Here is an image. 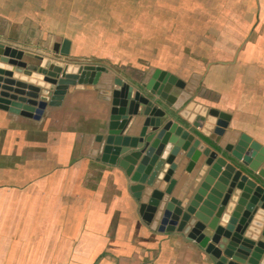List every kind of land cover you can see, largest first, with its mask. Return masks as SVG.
<instances>
[{
  "label": "crops",
  "instance_id": "crops-1",
  "mask_svg": "<svg viewBox=\"0 0 264 264\" xmlns=\"http://www.w3.org/2000/svg\"><path fill=\"white\" fill-rule=\"evenodd\" d=\"M73 1L62 8L58 0H0L1 42L43 55L56 50L71 62L109 70L88 73L85 84L70 87L61 105L47 107L40 120L0 110V264H215L180 232H158L157 223L145 224L140 203L153 188L146 187L138 202L133 193L139 189L128 177L130 163L112 168L101 162L97 136L110 117L115 78L153 90L178 79L189 101L217 110L218 119L226 120L225 134H212L218 146H241L242 154L264 148V82L256 89L249 84L256 72L264 78V48L250 40L230 62L205 64L186 44L175 48L169 38L157 44L138 18H130L131 26L121 19L95 28V16L81 17L79 2ZM116 8L121 14L123 7ZM174 23L173 33L183 37L184 29ZM237 68L242 71L231 74ZM11 79L22 80L16 73ZM42 89L39 99L47 97ZM182 155L174 160L172 196L180 199L186 190L187 199L204 178L198 163L186 172ZM255 174H262L257 183L264 186V162ZM164 188L162 183L159 190ZM213 189L212 184L207 196ZM235 202L233 196L220 224Z\"/></svg>",
  "mask_w": 264,
  "mask_h": 264
},
{
  "label": "water",
  "instance_id": "water-1",
  "mask_svg": "<svg viewBox=\"0 0 264 264\" xmlns=\"http://www.w3.org/2000/svg\"><path fill=\"white\" fill-rule=\"evenodd\" d=\"M65 56L56 50L43 55L0 41V110L40 120L47 107L61 105L70 87L85 84L88 73L109 72L102 65L75 63ZM14 73L22 80H12ZM113 83L118 89L113 92L110 117L97 136L99 159L112 168L130 163L128 177L139 189L133 193L138 202L146 187L153 188L147 201L140 203L145 224L157 223L158 232H180L215 264H264V186L257 183L262 174H255L264 162V148L242 154L244 147L218 146L212 134L223 136L226 120L218 119L217 110L189 101L182 94L183 81L169 80L154 90L120 77ZM41 86L47 97L39 99ZM180 152L188 160L186 172L198 163L197 173L203 172L204 178L187 199L186 190L180 199L172 196L174 160ZM162 183L165 188L159 190ZM212 184L213 196H207ZM233 196L236 202L222 225L220 219Z\"/></svg>",
  "mask_w": 264,
  "mask_h": 264
},
{
  "label": "rangeland",
  "instance_id": "rangeland-1",
  "mask_svg": "<svg viewBox=\"0 0 264 264\" xmlns=\"http://www.w3.org/2000/svg\"><path fill=\"white\" fill-rule=\"evenodd\" d=\"M79 2L81 17L94 15L95 28L103 24L120 22L134 24L132 18L141 19L152 40L163 44L165 38L175 48L186 44L187 51L193 58L209 62H230L234 53L248 41L258 43L264 48V0H76ZM123 2L115 5V3ZM53 0H46L51 4ZM72 2H74L72 0ZM142 4V6H140ZM138 6V11L135 7ZM58 7L66 8L67 0H58ZM116 7H123L121 14ZM106 18V19H105ZM131 18V19H130ZM110 19V21H109ZM175 26L184 29L183 37L174 34ZM110 24V25H112ZM256 47V45L254 46ZM264 67V59H262ZM241 68L234 69L237 74ZM226 74L227 71H224ZM256 72L251 84L264 82ZM228 76V75H226ZM236 76V75H231ZM235 80L236 77H231ZM228 80V79H227ZM246 80V79H245ZM249 82L250 80L247 79ZM231 83V82H230ZM251 88V87H250ZM222 91H229L227 88ZM241 94V93H240ZM257 94L253 98L257 100ZM255 103V101H254Z\"/></svg>",
  "mask_w": 264,
  "mask_h": 264
},
{
  "label": "trees",
  "instance_id": "trees-1",
  "mask_svg": "<svg viewBox=\"0 0 264 264\" xmlns=\"http://www.w3.org/2000/svg\"><path fill=\"white\" fill-rule=\"evenodd\" d=\"M258 181H260L259 179H257Z\"/></svg>",
  "mask_w": 264,
  "mask_h": 264
}]
</instances>
